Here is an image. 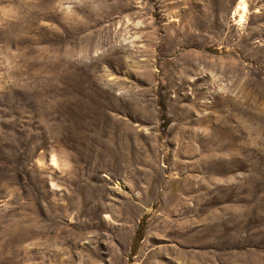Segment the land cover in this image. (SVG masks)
Listing matches in <instances>:
<instances>
[{"label":"rangeland","instance_id":"rangeland-1","mask_svg":"<svg viewBox=\"0 0 264 264\" xmlns=\"http://www.w3.org/2000/svg\"><path fill=\"white\" fill-rule=\"evenodd\" d=\"M0 264H264V0H0Z\"/></svg>","mask_w":264,"mask_h":264},{"label":"bare ground","instance_id":"bare-ground-1","mask_svg":"<svg viewBox=\"0 0 264 264\" xmlns=\"http://www.w3.org/2000/svg\"><path fill=\"white\" fill-rule=\"evenodd\" d=\"M238 9H240L242 11V14L240 15V18H242L243 13L245 12V4L244 2H240L238 5Z\"/></svg>","mask_w":264,"mask_h":264},{"label":"trees","instance_id":"trees-1","mask_svg":"<svg viewBox=\"0 0 264 264\" xmlns=\"http://www.w3.org/2000/svg\"><path fill=\"white\" fill-rule=\"evenodd\" d=\"M138 228L139 227H137L136 231L134 232V236H133L132 240H137V241L140 240V237H138V235H139V229Z\"/></svg>","mask_w":264,"mask_h":264}]
</instances>
